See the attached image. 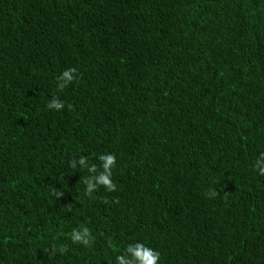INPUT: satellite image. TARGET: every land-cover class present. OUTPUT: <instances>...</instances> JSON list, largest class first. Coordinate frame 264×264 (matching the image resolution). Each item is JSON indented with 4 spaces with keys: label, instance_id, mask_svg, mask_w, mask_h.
<instances>
[{
    "label": "trees",
    "instance_id": "1",
    "mask_svg": "<svg viewBox=\"0 0 264 264\" xmlns=\"http://www.w3.org/2000/svg\"><path fill=\"white\" fill-rule=\"evenodd\" d=\"M261 153L264 0H0V264H264Z\"/></svg>",
    "mask_w": 264,
    "mask_h": 264
},
{
    "label": "clouds",
    "instance_id": "2",
    "mask_svg": "<svg viewBox=\"0 0 264 264\" xmlns=\"http://www.w3.org/2000/svg\"><path fill=\"white\" fill-rule=\"evenodd\" d=\"M77 78V69L69 68L58 77L57 90L62 92L69 84L73 83ZM49 110H61L65 107L64 102L59 100L58 97L53 98L47 103ZM68 105V108H71ZM99 166L97 164H90L87 157L81 156L79 160H72L69 166L76 168L79 167L87 169L89 173L83 180L86 185L84 195L92 197L99 187L108 192L116 191V184L112 181V170L116 164V157L114 154H101L98 156ZM254 169L258 170L259 175L264 176V153L257 158L256 163L253 165ZM57 198L63 196L62 192L56 191L53 193ZM218 193L215 190H209L206 193L208 198H214ZM71 241L73 244H80L85 247H90L94 237L87 227L80 229H73L71 232ZM111 246V244L109 245ZM61 252H66L67 247L62 245L59 249ZM54 254V253H53ZM160 254L153 249L146 247L143 243L128 244L124 249V253L116 256V264H158Z\"/></svg>",
    "mask_w": 264,
    "mask_h": 264
}]
</instances>
